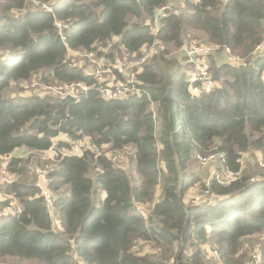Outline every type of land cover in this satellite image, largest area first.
<instances>
[{"label":"trees","instance_id":"1","mask_svg":"<svg viewBox=\"0 0 264 264\" xmlns=\"http://www.w3.org/2000/svg\"><path fill=\"white\" fill-rule=\"evenodd\" d=\"M169 1L0 0V157L20 177L28 162L15 152L43 154L54 146L62 153L46 165L59 230L36 187L3 184L10 199L0 210L16 200L20 212L0 217V261L215 264L203 260L200 245H208L224 264H242V240L264 233V178L251 182L241 164L249 149L264 153V134L253 137L264 128V54H253L264 42V0H184L159 16ZM189 31L201 34L195 41L228 49L243 62L218 65L208 56V73L219 84L209 93L195 95L184 58L167 59ZM113 41L119 55L138 58L144 47L162 48L133 70L138 95L105 100L99 92L105 85L85 77L69 58L100 54L99 47ZM38 74L44 84L83 83L89 91L77 101L26 92L5 96L11 84ZM61 136L66 141L57 140ZM69 139H88L99 153L74 154ZM124 149L133 152L137 185L105 155ZM214 154L223 156L220 169L236 179H211L205 187L191 164ZM197 185L209 200L189 204ZM139 242L155 254L133 253Z\"/></svg>","mask_w":264,"mask_h":264},{"label":"rangeland","instance_id":"2","mask_svg":"<svg viewBox=\"0 0 264 264\" xmlns=\"http://www.w3.org/2000/svg\"><path fill=\"white\" fill-rule=\"evenodd\" d=\"M182 1L184 0H170L169 1V7H183ZM193 1V0H191ZM34 6H40L34 4ZM41 9H43V6H40ZM175 10V9H173ZM63 25V24H62ZM201 34L196 33V32H187L186 37L184 42H186L182 48L180 49H173L170 48L169 52L170 57L167 59H178L182 58V49L185 48H194L198 46H203V47H209L207 44H205L202 41H195L194 39H199L198 36ZM117 40V38H115ZM114 39V40H115ZM162 46L160 45H152L151 47H144L143 50L141 51L142 56L137 57L133 56L130 54H126L122 52V55H119L117 53V50H119V47L117 46L116 41H113L105 46H100L99 51L101 52L100 54L94 53L92 57H86L85 53H79L75 52L71 54L70 60L75 61L78 63L81 67L82 73L84 76H89L92 74H95L96 69H102L104 65V69H107L109 67H117L119 71L124 75V77L128 78L130 77V74L133 73V68L132 65L136 64L137 61H141L142 57H146V60L150 59L153 54L161 49ZM258 54H264V44L262 47V50L258 52ZM213 59L214 61L220 65L224 64V54L221 49H217L213 53ZM141 69V68H140ZM92 72V74L90 73ZM103 76L105 79H107V73L102 72ZM211 74L208 73V77L212 80ZM38 77H33L31 79V82L29 83H22V84H16L13 83L10 85V88L8 89L7 93L5 96H17L22 94L23 92H26V94H48V95H53V96H63V95H68L72 91L69 89V87H65V83H59L53 82L52 85L49 84H44L41 82V77L40 74L37 75ZM112 75L109 73V77ZM40 77V78H39ZM213 82V81H212ZM215 86L219 85L216 82H213ZM46 85V86H45ZM50 86V87H48ZM25 95V93H23ZM264 134V128L260 133H254L253 137L258 138ZM69 141H72L69 139ZM86 139L81 141V145L86 147ZM58 143H63V142H58ZM108 158L113 160V163H115L118 167L122 168L123 170L126 171L128 174V177L133 185H137L139 183V177L135 173V164L133 162V152L130 149H124L121 152L118 153H110L106 152ZM15 157H19L22 160L28 162V169H27V175H23L20 177H16L15 181H23V182H29L31 185H34V183L37 180V171H49L46 165L50 167V161L55 159V156L52 152H46L43 154L36 153V152H30V151H21L14 155ZM6 161H1L0 168L5 167L6 168ZM198 160V157H197ZM241 164H242V171L245 176H250L251 179L254 181L251 182H257L260 181L262 178H264V153L260 152V150H255V149H249L248 152L241 154ZM222 165V162L219 158V155L216 154L214 155V159L210 160L208 163H205L204 165L201 164L198 161H194L191 166L194 167V171L196 173H199L200 177L203 180V186L207 182H210L211 180V175L214 172L221 171L220 167ZM2 167V168H3ZM7 169V168H6ZM89 177H93V174H89ZM3 184H6V181L2 178V175L0 174V202L1 201H6L10 198L4 196L2 194V188L4 187ZM62 194V193H61ZM186 197V196H185ZM191 197L192 199L189 200V204H198L200 205L201 203L208 201L209 197L206 195V193L203 191H200L199 194V188L198 185L191 190ZM188 199V198H186ZM184 199L185 204H187V200ZM212 201V200H211ZM94 204L97 206L98 203L94 202ZM18 206L19 204L15 200H11L10 204L7 208H5L3 211L0 210V217L5 215H8L10 213L15 212V209H13V206ZM20 207V206H19ZM144 205H137V209L141 210L144 209ZM50 212L52 213V221L54 223V227H56V220L54 219V214L49 209ZM147 216V215H145ZM56 230H59L58 226L56 227ZM200 249H202V257L203 260L208 262V263H215V264H224V262L220 259L219 253L217 255H214L215 247H211L208 245H200ZM153 251H156L152 248V246L149 243H136L134 245V248L132 250L133 253L138 254V255H143V254H155ZM217 251V250H216ZM264 251V233L256 235V236H251L248 238H245L241 242V249L238 254V256H241V261L242 264H254L251 263V257L253 254L257 253L262 255ZM218 252V251H217ZM158 253V252H157ZM78 264H84L82 261L76 260ZM0 264H37L34 261H23L19 260L17 258L13 257H6L0 261Z\"/></svg>","mask_w":264,"mask_h":264},{"label":"built area","instance_id":"3","mask_svg":"<svg viewBox=\"0 0 264 264\" xmlns=\"http://www.w3.org/2000/svg\"><path fill=\"white\" fill-rule=\"evenodd\" d=\"M38 5L37 3H34ZM43 9L46 11H51V8L48 6H43ZM165 12H172V7H169L168 5L165 7H162L159 16H163ZM59 27V34L61 35L62 28H64V25H58ZM156 29H158L157 23H155ZM264 44V42H263ZM262 46L257 47L254 51L253 54H257L262 50ZM217 47H203V46H198L194 48H183L182 49V58H184L189 64H190V69L187 72V78L186 81L190 86L198 87L197 90H195V95L200 94V93H209L212 88L215 86V84L212 82V80L208 77V64H207V57L213 55V53L217 50ZM94 53L88 52L85 53L86 57H92ZM127 54V53H126ZM223 54H224V64H228L231 66L237 65L239 63H243L237 58L233 57L228 49H223ZM146 62V57H142L141 61H137L136 64L132 65V68L139 69L141 66ZM102 72H106L108 75L107 79L104 78ZM92 74V72H90ZM109 73L112 75L109 77ZM135 74L131 73L129 79L124 77V75L119 71L117 67H109L107 69H104V65L102 69H96L95 74L89 75L94 77L99 83H102L105 85L103 89L99 88V92L101 97H103L105 100H113V99H123L127 98L130 95H138L140 93V90L135 86L137 83L134 77ZM138 84V83H137ZM65 87H69L71 89V93L68 95H63L59 97H70L73 100L77 101L79 98V95L81 93H85L89 91V88L85 86L83 83H71V84H64ZM46 86V85H45ZM50 87V86H48ZM53 96V95H51ZM58 97V96H55ZM86 147H82L81 144L79 143H73L69 141L73 147V152L74 154H82L84 150H90L95 153H99V150L91 144V142L86 139ZM50 152L54 154L55 157H58L62 153L56 151V149L51 147L49 149ZM216 155V154H214ZM214 155H210L208 157H199L198 160L201 164L208 163L210 160L214 159ZM219 158L221 162H223V156L219 154ZM111 160V159H110ZM1 161H6V158L0 157V164ZM113 162V160H111ZM3 167V165H2ZM0 168V174L2 175V178L4 181H6L7 184L13 182L15 180V176H13L5 167ZM264 167V164H263ZM37 180L34 183V187H36L39 190L40 197L43 199L44 204L46 205V208L48 210L49 215L51 218H53L52 213L50 212L49 209L54 214V202H53V197L51 193L48 191V184H49V179H48V174L49 171L43 170V171H37ZM211 179H214L218 183H229L236 179L235 175L228 173L227 171H218L214 172L211 175ZM251 181H254L253 179H250ZM209 186V182L205 184V187ZM206 193V192H205ZM13 209H15V212L10 213H19L20 208L18 206H13ZM5 215V214H4ZM217 251H214V255H217ZM219 256V255H218ZM251 263L254 264H259L260 263V255L255 253L251 257Z\"/></svg>","mask_w":264,"mask_h":264},{"label":"crops","instance_id":"4","mask_svg":"<svg viewBox=\"0 0 264 264\" xmlns=\"http://www.w3.org/2000/svg\"><path fill=\"white\" fill-rule=\"evenodd\" d=\"M57 139V138H56ZM65 140V136H61V137H59L57 140ZM66 141V140H65ZM63 142V141H62ZM21 151H24L23 149L22 150H19V151H17V152H15L14 153V155H16L17 153H19V152H21ZM25 151H27V150H25ZM19 158V157H18Z\"/></svg>","mask_w":264,"mask_h":264}]
</instances>
